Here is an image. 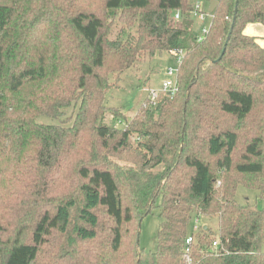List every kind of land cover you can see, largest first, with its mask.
I'll return each instance as SVG.
<instances>
[{"label": "trees", "instance_id": "trees-1", "mask_svg": "<svg viewBox=\"0 0 264 264\" xmlns=\"http://www.w3.org/2000/svg\"><path fill=\"white\" fill-rule=\"evenodd\" d=\"M100 1L137 34L110 40ZM218 1L198 40L197 1L0 0V264H264V205L237 200H264V47L244 33L264 0ZM163 51L182 55L179 91L106 122L109 75Z\"/></svg>", "mask_w": 264, "mask_h": 264}, {"label": "rangeland", "instance_id": "rangeland-1", "mask_svg": "<svg viewBox=\"0 0 264 264\" xmlns=\"http://www.w3.org/2000/svg\"><path fill=\"white\" fill-rule=\"evenodd\" d=\"M156 1V0H155ZM200 1L204 10L209 11V0H189L190 3ZM91 8L98 11L105 20L106 33L110 40L126 41L130 36L136 35L138 30V18L132 13L122 14L120 10H109L105 7L103 1L92 3ZM202 23L198 19L194 20V30L196 33L201 30ZM178 68V57L174 54L163 51L156 52L152 56L142 57L136 61L130 68L125 70L118 79H114V74L109 75L110 81L114 84L107 93L106 107L109 110L106 113L105 121L114 124L115 118L121 112L126 113L130 118L133 117L140 106L146 102L151 90L159 89L162 81L168 77V68ZM146 98V99H145ZM67 119L74 118L75 110L72 107L65 110ZM115 112V116L114 113ZM64 116L62 119H65ZM38 121L45 123H57L59 118L41 116ZM72 123V120L68 122ZM117 126H124L123 121H117ZM135 138V137H134ZM248 136L242 135L240 146L247 140ZM135 140V139H134ZM133 140V141H134ZM210 157V156H208ZM211 161H213L211 158ZM259 193L255 189H248L240 186L237 192V200L241 203L252 202L259 207L264 205V200L259 198ZM199 220V223H196ZM162 219L159 216V209L156 208L151 214L145 216L139 227V245L146 250H155L157 248V234ZM209 224L213 232H218V217L204 216L197 214L192 215V228L198 229L200 225ZM264 251V241L262 243ZM54 262V259L52 263ZM51 263V264H52ZM37 264H50V260L41 258Z\"/></svg>", "mask_w": 264, "mask_h": 264}, {"label": "built area", "instance_id": "built-area-1", "mask_svg": "<svg viewBox=\"0 0 264 264\" xmlns=\"http://www.w3.org/2000/svg\"><path fill=\"white\" fill-rule=\"evenodd\" d=\"M175 16H176V18H179L180 17V13L179 12L176 13ZM193 16H194L195 19H198L202 23L201 30L198 31V33H197L198 40H202L204 38V36L210 30L214 14H213V12H210V10L209 11L204 10L203 7H202L201 2L197 1L195 3V9L193 11ZM177 57H178V61H179V64H180L181 61H182V55H179ZM178 71H179V67L176 68V69L172 68V67L168 68V70H167L168 77L165 78L162 81V84H161L160 88L150 91V93L148 95V99H149L150 103L155 102L158 99V97L160 95H162V94L169 95V96H174L179 91ZM196 223H199V220H196ZM186 242L189 245L192 244L193 236L192 235L189 236L187 238ZM213 245H214V247H216L217 246V242L215 241L213 243Z\"/></svg>", "mask_w": 264, "mask_h": 264}, {"label": "crops", "instance_id": "crops-1", "mask_svg": "<svg viewBox=\"0 0 264 264\" xmlns=\"http://www.w3.org/2000/svg\"><path fill=\"white\" fill-rule=\"evenodd\" d=\"M244 33L256 37L257 42L262 47H264V25L262 23L259 22L248 23L244 29Z\"/></svg>", "mask_w": 264, "mask_h": 264}, {"label": "water", "instance_id": "water-1", "mask_svg": "<svg viewBox=\"0 0 264 264\" xmlns=\"http://www.w3.org/2000/svg\"><path fill=\"white\" fill-rule=\"evenodd\" d=\"M218 2H219L218 0H211V2H210V8H209L210 12H213V11L215 10V8H216ZM205 227H206V226H205ZM138 242H139V241H138Z\"/></svg>", "mask_w": 264, "mask_h": 264}]
</instances>
